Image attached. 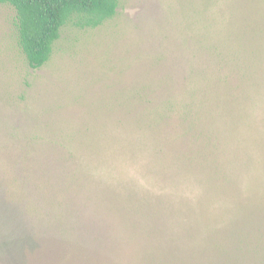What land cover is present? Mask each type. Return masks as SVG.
<instances>
[{"label": "rangeland", "instance_id": "374dc122", "mask_svg": "<svg viewBox=\"0 0 264 264\" xmlns=\"http://www.w3.org/2000/svg\"><path fill=\"white\" fill-rule=\"evenodd\" d=\"M0 264H264V0H118L36 69L0 3Z\"/></svg>", "mask_w": 264, "mask_h": 264}, {"label": "trees", "instance_id": "16d2710c", "mask_svg": "<svg viewBox=\"0 0 264 264\" xmlns=\"http://www.w3.org/2000/svg\"><path fill=\"white\" fill-rule=\"evenodd\" d=\"M15 13L17 43L27 65L36 69L50 57L63 26L94 28L111 18L118 0H0Z\"/></svg>", "mask_w": 264, "mask_h": 264}]
</instances>
